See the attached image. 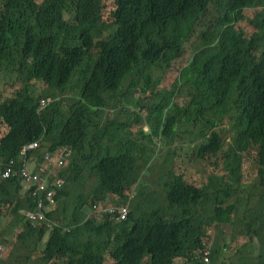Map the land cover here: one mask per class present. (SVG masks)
<instances>
[{
    "label": "trees",
    "instance_id": "obj_1",
    "mask_svg": "<svg viewBox=\"0 0 264 264\" xmlns=\"http://www.w3.org/2000/svg\"><path fill=\"white\" fill-rule=\"evenodd\" d=\"M105 1L0 0V218L20 226L16 241L39 237L40 252L21 245L0 264H175L198 255V264H264V0ZM124 98L136 114L107 116L105 107ZM43 99L54 101L41 107ZM225 109L228 148L214 130ZM185 124L197 127L191 143L200 142L197 158L209 168L200 182L175 167ZM33 143L38 165L73 149L40 222L27 214L44 196L18 173ZM163 152L157 195L138 188ZM113 206L129 208L124 220L103 213ZM235 219L239 236L216 239L204 262L210 227Z\"/></svg>",
    "mask_w": 264,
    "mask_h": 264
},
{
    "label": "rangeland",
    "instance_id": "obj_2",
    "mask_svg": "<svg viewBox=\"0 0 264 264\" xmlns=\"http://www.w3.org/2000/svg\"><path fill=\"white\" fill-rule=\"evenodd\" d=\"M105 2L108 5H113L114 0H106ZM256 10H257V8H246L244 12L247 15L253 16L255 14ZM244 25L245 24H243V26ZM249 32H251V31H249ZM21 41H22L21 38H14L12 43L14 45L18 46L19 43H21ZM20 48H21V46H20ZM184 64H186V62H184ZM135 78H136V76H132L128 80V82L126 83V89H128L134 85ZM15 79H16V77H15ZM171 80H172V74L169 73V75L166 77V83L170 82ZM45 89H46L45 85H41L39 83H36L35 88L33 90H34V93L39 96V95H43V90H45ZM77 94H78V89L75 88L72 90V92L69 91L68 93H65V94L63 93V94H61V96L62 97L63 96H70V95L75 96ZM149 96H150V94L148 95V97ZM136 97L137 98H144V97H142V95H139V94H137ZM148 97H146V98H148ZM47 100H49V105L51 103H53V101H54L53 99H47ZM57 100H60V98H57ZM66 110H68V109H66ZM105 110H106L107 116H112L118 120H123L125 118L124 117L125 114L127 115V113H131L132 115H135L137 112L135 104H133L130 100L125 99V98L123 100H120V101L116 100V101L111 102L108 107H105ZM174 112H176V110H175L174 106L171 105L169 107L168 113L171 114ZM140 113H141V111H139V114ZM231 114H232L231 109H225V115L223 117H221L218 126L214 129V130L221 132L222 137L224 139L225 148L229 147V145L233 139V135H234L233 131L230 128L231 122H230L229 116ZM180 128L184 131L187 130L188 134L186 133L184 135L186 140L183 142V144H184L183 149L180 152L179 157H176V166L175 167L178 168L177 164L180 163V165L185 170L184 173H185V178L187 180L200 182L201 180H204L205 178L208 177V169L209 168H206L203 161H200L197 158L196 150H197L198 143L200 144V142L191 143L192 139H195L197 127L189 128V125L185 124V125L181 126ZM145 129H146V131H149L148 127H146ZM154 144H155V147H157L156 151H164V148H162V144L159 140H156ZM165 154H166V152H163L160 156H156V155L154 156L153 163L151 164L152 172L150 173V171H146L142 175V178H141V180L137 186L138 188L144 187V189L148 190V193H151L153 191L152 193H154V194H156V191H159V187H160V185H159L160 184V182H159V177H160L159 170L161 169V166H162L160 164V162L162 161V157ZM94 181L95 180L91 181V179H90L87 186L90 187L91 182L93 184ZM161 201L163 202L164 199L162 198ZM54 206H55V203L52 205L51 209ZM153 206L157 207L158 205L153 202ZM144 209H149L147 204L145 206L144 205L142 206V210H144ZM19 228H20V226H18L17 223H15L14 221H10V218H6V219L0 218V245L2 246L3 249L6 250V252H4L3 260L6 257L8 259L10 256H12L13 258L16 259L18 253H20L19 248L21 245H24L21 248L22 252L26 249L28 252L31 251L33 253L32 254L33 256L40 257V252L35 251V244H37L39 237L35 236L33 233H26L25 234L26 239L23 242L20 240L16 241L15 236H16V233L19 230ZM242 228H243V226L240 223H238L236 219H235L234 223L230 224V225H222V226H217V224L212 225L210 227V230H209V235L211 238L205 240L206 246H209L207 249L209 251V253H210V246L213 244V242L216 239L220 240L221 245H223L224 243L230 244L232 241L233 235L239 236V232L236 231V229H242ZM26 242H27V246H25ZM10 251H11V253H10ZM7 253H10L9 256ZM226 254H227V257L230 256V252L227 253V251H226ZM199 260H201V255H198L197 257H194L191 259L179 258L175 261V264H198ZM146 261L147 260L143 261L142 264H146Z\"/></svg>",
    "mask_w": 264,
    "mask_h": 264
},
{
    "label": "built area",
    "instance_id": "obj_3",
    "mask_svg": "<svg viewBox=\"0 0 264 264\" xmlns=\"http://www.w3.org/2000/svg\"><path fill=\"white\" fill-rule=\"evenodd\" d=\"M42 106H47V101L42 100ZM39 146L38 143H34L32 145L25 146L23 150L21 151V168L18 170V173L22 177V180L24 184L28 187H35L36 190L34 192V195H37L38 193L43 195L44 197L39 200L37 204L36 211L34 213H28V217L32 219L34 222H40L45 217V202L50 203L47 205V208L52 207V205L55 203L54 201V194L55 190L60 189L63 187L65 180L57 175L56 169H59L62 167L64 160L66 159V156H68V153L65 151H62L55 159L52 158L49 154L45 155V161L43 163V167L40 172H33L28 168V151L30 148L35 149ZM52 162L51 169L53 170V167L55 168L53 171L50 170L49 163ZM13 165V162H12ZM10 169H8L5 173V177H7L10 173ZM128 207H108L104 209L103 213H106L115 221L118 220H124L128 213ZM5 249L0 246V260L4 254ZM210 253L208 250L204 252V261L209 262ZM1 263V262H0Z\"/></svg>",
    "mask_w": 264,
    "mask_h": 264
},
{
    "label": "clouds",
    "instance_id": "obj_4",
    "mask_svg": "<svg viewBox=\"0 0 264 264\" xmlns=\"http://www.w3.org/2000/svg\"><path fill=\"white\" fill-rule=\"evenodd\" d=\"M43 100H46L47 101V106L49 105V100H47V99H43ZM41 103H42V101H41ZM46 106V107H47ZM41 107H43L42 106V104H41ZM34 144V143H33ZM30 145H32V144H30ZM26 146H28V145H26ZM37 148H39V146L37 147ZM37 148H35V149H37ZM35 149H32V148H30L29 149V151H31V150H35ZM23 150V149H22ZM28 151V152H29ZM62 151H65V152H67L68 153V156H66V159L64 160V162H63V165H62V167L60 168V170H59V173H58V176L59 177H61V178H63L64 179V177H62L61 175H60V172H61V170L63 169V167H64V165H65V163H67L70 159H71V157H72V155H73V149H72V146H63V147H61V148H59V149H57V151L55 152V153H46V154H49L52 158H56ZM45 154V155H46ZM44 158H45V156H44ZM28 163H30V161H32V162H34V160H30V158H29V155H28ZM44 162H46L45 160H44ZM43 162V163H44ZM61 189V188H60ZM59 190V189H58ZM203 260H204V258H203ZM205 262V261H204Z\"/></svg>",
    "mask_w": 264,
    "mask_h": 264
},
{
    "label": "crops",
    "instance_id": "obj_5",
    "mask_svg": "<svg viewBox=\"0 0 264 264\" xmlns=\"http://www.w3.org/2000/svg\"><path fill=\"white\" fill-rule=\"evenodd\" d=\"M38 164H39L38 160L35 159L34 162L30 161V163L28 164V168H29L31 171H33V170L35 171V170H37V167H38L39 170H37V172H40L41 169H42V167H43V162H41L40 165H38ZM49 167H50V168L52 167V162L49 163ZM54 169H55V168L53 167V170H54ZM50 170L53 171L52 169H50ZM56 171H57V175H58V173H59V169H56ZM0 246H1V245H0ZM4 252H6V250H5Z\"/></svg>",
    "mask_w": 264,
    "mask_h": 264
}]
</instances>
